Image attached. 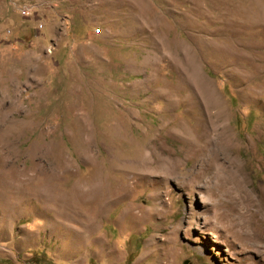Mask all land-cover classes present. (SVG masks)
I'll use <instances>...</instances> for the list:
<instances>
[{
  "label": "rangeland",
  "instance_id": "374dc122",
  "mask_svg": "<svg viewBox=\"0 0 264 264\" xmlns=\"http://www.w3.org/2000/svg\"><path fill=\"white\" fill-rule=\"evenodd\" d=\"M0 264H264V0H0Z\"/></svg>",
  "mask_w": 264,
  "mask_h": 264
},
{
  "label": "bare ground",
  "instance_id": "6f19581e",
  "mask_svg": "<svg viewBox=\"0 0 264 264\" xmlns=\"http://www.w3.org/2000/svg\"><path fill=\"white\" fill-rule=\"evenodd\" d=\"M217 51V50H216ZM218 52V51H217ZM216 52V53H217ZM227 53V52H226ZM225 53V54H226ZM230 53V52H229ZM219 54V53H218ZM223 54V53H222ZM219 55H221V54H219ZM229 55V54H228ZM227 55V56H228ZM223 57H224V55H222ZM230 56V55H229ZM231 56L233 57V59H232V61H235V57H237V58H242V59H246V57L245 56H241L239 53H235L234 51H231ZM251 57H253V56H251ZM241 59V60H242ZM233 63H235V62H233ZM232 63V64H233ZM238 64V63H237ZM199 91V90H198ZM202 92V91H201ZM205 96H207V94L205 95ZM205 96H203V97H205ZM207 100V99H206ZM208 100H209V98H208ZM208 102V101H207ZM210 105L213 107V108H215L214 107V105H218V103H219V101L218 100H214V99H210ZM219 106H220V104H219ZM222 106V105H221ZM223 107V106H222ZM208 108V107H207ZM209 109V108H208ZM221 110V109H220ZM222 111H223V109H222ZM221 111V112H222ZM211 114V113H210ZM214 114H215V112H214ZM216 114H218L217 112H216ZM215 114V115H216ZM222 114V113H221ZM215 115H212L211 114V116H209L210 118H211V121L213 120V117L215 116ZM218 115H216V117H217ZM222 117V116H221ZM225 117V116H224ZM218 118V117H217ZM220 119V118H219ZM224 119V118H223ZM222 123V122H221ZM186 131V130H185ZM225 131H226V129H225ZM189 130H188V134H189ZM207 133V132H206ZM206 133L204 132V135H206ZM188 134L186 135V136H188ZM223 134V133H222ZM202 135V134H201ZM203 136V135H202ZM189 137V136H188ZM190 137H192V135L190 134ZM195 137V136H194ZM206 137H209V134H208V136L206 135ZM205 137V138H206ZM186 138V137H185ZM192 139V138H191ZM202 140H203V138H201ZM206 139H208V138H206ZM205 139V140H206ZM204 140V141H205ZM188 142H190L191 144H194V142L192 141V140H187ZM195 141H196V139H195ZM201 141V140H200ZM197 142V141H196ZM202 142V141H201ZM201 142H199L200 144H201ZM199 143H197V144H199ZM194 146V145H193ZM147 148V147H146ZM155 148V147H154ZM196 149L198 148V150L200 151V149H203L202 147H195ZM208 149V148H207ZM206 149V150H207ZM142 150L143 151H141L140 150V152L138 153H136L135 155H133L132 157H129V158H127V160H128V162H129V166L134 170H137V173H139V171H143V172H148V173H143V174H140L139 173V175H142V176H145V177H149V176H151V175H154V176H151V177H155V178H157L158 180H161L162 182H166L167 180H169V178L173 175V172H174V170H176V165H177V161L175 160H173L172 158H170L169 160L168 159H166V158H158V157H156L155 158V160L154 161H150L149 159L152 157L151 155H153L154 157L156 156V152L152 149V148H150V155L149 156H151V157H149V158H147L146 157V155L144 154V153H146V151L142 148ZM205 150V151H206ZM210 150V149H209ZM159 151V150H158ZM206 153V152H205ZM204 154V153H203ZM206 155H208V154H206ZM210 155V154H209ZM210 159V158H209ZM210 162L211 161H209L208 159H207V156H205V158L202 160V165L199 167V169H198V171H194V173H193V177L191 178V184H189L188 185V190H190L189 189V187L191 186V187H194L197 183H201L202 181H204V179L206 178V176L204 175L205 173V171L206 170H208V168H209V166H210ZM125 163V162H124ZM178 166V165H177ZM179 167V166H178ZM134 170V171H135ZM202 170H205V171H202ZM136 173V172H135ZM135 173H133V174H135ZM130 176H131V174H130ZM137 176V175H136ZM177 178H182V177H177ZM133 179V178H132ZM176 179V178H175ZM183 179V178H182ZM208 179V178H207ZM172 181V180H171ZM209 183V182H208ZM185 184V183H184ZM179 185V184H178ZM183 186V185H182ZM168 196V195H167ZM110 203V202H109ZM209 206V205H208ZM207 206V207H208ZM213 209V208H212ZM103 210V209H102ZM208 211V210H207ZM214 211V210H213ZM206 212V211H205ZM224 215L225 214H222V213H214L213 215H211V217H213V220L215 221L214 223H212V221H211V218H210V222H209V220H207L208 218L206 217V219H205V224L203 223V225H201V224H199V223H197V222H195L194 223V225H195V229H197L198 230V233L199 234H205L207 231H211V232H214L215 230L216 231H219V232H221L220 233V236H218V235H216V236H214L213 235V237H215V238H217V239H220V238H223V237H225V236H227L226 235V233H227V231H226V229H224L225 227H226V221H225V219H224ZM209 217V216H208ZM238 217V216H237ZM241 217V216H240ZM191 221V220H190ZM230 221V220H229ZM225 222V223H224ZM213 224V225H210V224ZM243 223V222H242ZM206 225H210L211 227H209V229H206ZM240 230V229H239ZM210 232V233H211ZM250 233V232H249ZM214 234V233H213ZM228 234V233H227ZM229 235V234H228ZM240 235V234H239ZM231 237V236H230ZM233 239H234V241L233 242H228V243H230L231 245L232 244H235V242H239L240 241V251L241 252H239L241 255H245V253H246V251H248V249L247 248H249L250 246H249V242H248V240L250 239V236H247L245 239H244V235L242 234V235H240V236H233ZM228 240V239H227ZM198 250H201V249H198ZM242 252H245L244 254L242 253ZM248 253V252H247ZM246 253V254H247Z\"/></svg>",
  "mask_w": 264,
  "mask_h": 264
},
{
  "label": "built area",
  "instance_id": "2783aa9c",
  "mask_svg": "<svg viewBox=\"0 0 264 264\" xmlns=\"http://www.w3.org/2000/svg\"><path fill=\"white\" fill-rule=\"evenodd\" d=\"M22 14L27 16V15H30V12L26 9V10L23 11Z\"/></svg>",
  "mask_w": 264,
  "mask_h": 264
},
{
  "label": "crops",
  "instance_id": "0c3cea01",
  "mask_svg": "<svg viewBox=\"0 0 264 264\" xmlns=\"http://www.w3.org/2000/svg\"><path fill=\"white\" fill-rule=\"evenodd\" d=\"M54 1H55V0H54ZM26 9L31 13V10H30L29 8H25L24 10H26ZM24 10H23V11H24ZM23 11H22L21 13H23ZM100 37H101V36H100ZM97 39H99V38L97 37Z\"/></svg>",
  "mask_w": 264,
  "mask_h": 264
}]
</instances>
